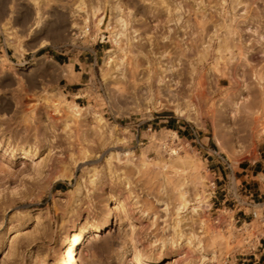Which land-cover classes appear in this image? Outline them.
Returning a JSON list of instances; mask_svg holds the SVG:
<instances>
[{
	"label": "rangeland",
	"instance_id": "374dc122",
	"mask_svg": "<svg viewBox=\"0 0 264 264\" xmlns=\"http://www.w3.org/2000/svg\"><path fill=\"white\" fill-rule=\"evenodd\" d=\"M260 184L264 0H0V264H252Z\"/></svg>",
	"mask_w": 264,
	"mask_h": 264
},
{
	"label": "built area",
	"instance_id": "2783aa9c",
	"mask_svg": "<svg viewBox=\"0 0 264 264\" xmlns=\"http://www.w3.org/2000/svg\"><path fill=\"white\" fill-rule=\"evenodd\" d=\"M215 185V182H214ZM253 205V204H252ZM208 207V205H206ZM253 216L255 218H258L259 214L256 210L253 211ZM246 224V225H245ZM242 227L238 229L237 234L235 235V239L241 241L240 245H238L240 255L242 256H251V259L254 261H257L260 259L262 253L264 252V247H262L261 244H259L257 241H261V238L255 239V237H250L248 235V232L251 230V222L245 223ZM240 236V237H239ZM247 259V258H243ZM234 261V258H232L230 255L224 258L223 263L224 264H232ZM236 261V260H235ZM205 263H208V259L204 261Z\"/></svg>",
	"mask_w": 264,
	"mask_h": 264
},
{
	"label": "crops",
	"instance_id": "0c3cea01",
	"mask_svg": "<svg viewBox=\"0 0 264 264\" xmlns=\"http://www.w3.org/2000/svg\"><path fill=\"white\" fill-rule=\"evenodd\" d=\"M249 192L251 193V195L257 194L259 197H262V193H264V191L262 190V185L261 184L258 185V187L251 188L249 190ZM240 260H243V261L248 260L249 261V259H242V258ZM250 261L253 262L252 264H264V255H263V253H262V255H261L259 260L254 261V260L250 259Z\"/></svg>",
	"mask_w": 264,
	"mask_h": 264
},
{
	"label": "bare ground",
	"instance_id": "6f19581e",
	"mask_svg": "<svg viewBox=\"0 0 264 264\" xmlns=\"http://www.w3.org/2000/svg\"><path fill=\"white\" fill-rule=\"evenodd\" d=\"M240 48V47H239ZM171 92V91H170ZM256 117V116H255ZM195 211L199 212V209L195 208ZM79 237H75V240H78ZM81 239V238H80ZM136 259H137V264H153L148 258H145L141 255H137L136 256ZM77 264V262H76Z\"/></svg>",
	"mask_w": 264,
	"mask_h": 264
}]
</instances>
